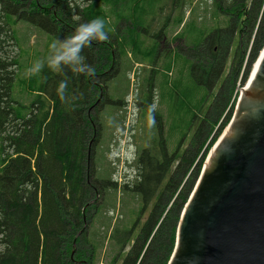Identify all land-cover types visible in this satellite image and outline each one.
Segmentation results:
<instances>
[{"label": "trees", "instance_id": "16d2710c", "mask_svg": "<svg viewBox=\"0 0 264 264\" xmlns=\"http://www.w3.org/2000/svg\"><path fill=\"white\" fill-rule=\"evenodd\" d=\"M83 2L86 6L78 8L74 0H0V128L13 119H22L19 128L12 127L13 134L0 137V264H97L98 251L105 248L108 240L112 254L107 264H114L122 248L118 223L108 237L111 217L103 210L105 203L89 202L100 195L107 198V212L116 207L110 196L116 188L107 181L114 166L111 161L105 166L98 163L102 153L98 149L107 140L101 113L107 104H114L118 111L121 103L110 99L107 92L108 82L115 75L109 66L115 50L113 28L120 31L118 26L112 28L107 23V17L116 12L119 23L122 7L131 1ZM263 2L212 0L215 10L223 8L234 23H242L245 42L257 26L251 60L264 43ZM131 3L137 5L135 0ZM180 16L174 25L182 24ZM18 22L34 24L66 45L65 53L57 60V70L38 65L36 74H24L16 80L14 74L22 64L19 52L7 61L2 46L9 39L17 44ZM192 30L195 32L196 27L192 26ZM193 43L197 46L200 41ZM11 65L16 66L15 71L8 70ZM27 112L30 116L25 119ZM198 136L199 133L192 138V146ZM206 140L205 137L191 156V162L202 152ZM213 142L214 139L208 143L204 154ZM92 209L95 211L90 215ZM98 216L104 218V230L86 228ZM176 221L177 217L168 224L163 222L159 230L164 226L167 229L161 236L157 233L154 247L150 243L143 264L152 257L158 258L160 264L167 263ZM133 256V252L128 253L122 264H134Z\"/></svg>", "mask_w": 264, "mask_h": 264}, {"label": "rangeland", "instance_id": "374dc122", "mask_svg": "<svg viewBox=\"0 0 264 264\" xmlns=\"http://www.w3.org/2000/svg\"><path fill=\"white\" fill-rule=\"evenodd\" d=\"M135 1H137L135 6H132L130 2L126 7H122V20L119 23L116 12L107 17V23L112 28L118 26L120 30L117 31L113 28L112 38L115 41L113 44L115 50L112 51L109 66L115 75L108 82L107 92L110 99L118 100L121 103L117 105L119 106L118 111L115 110L114 104H107L101 113L104 140H107L98 149L102 151L98 163L101 162L105 166L107 161H111L114 166L111 174L112 179L117 180L119 186L116 191L110 194L111 200L114 197L116 201L115 209L107 212V198L104 199L100 195H96L89 204L94 201L97 204L105 203L103 210H106L105 213L111 217L108 233L116 223L121 226L124 222L123 219L126 220L121 211L124 210L128 190L120 187L126 181V177L124 179L123 176L124 158L131 153V151L127 152L126 138L134 137L150 142L156 141L160 133L166 138L171 135L172 141L168 143V146L172 149L190 125H196L204 119L202 133L199 137H202L203 140L206 137L208 141L206 140L205 146L212 139L214 142L208 147L205 154L202 151L195 157L182 175L179 169L176 173V178L181 175L180 183L187 180L183 185L184 189H187L190 183L192 184L191 188H193L211 147L229 123L237 104L238 95L242 92L252 66L264 47L263 43V47L258 50L257 56L251 60L256 25L248 41L245 42V38L242 40L236 53V60L233 63L231 53L235 47L236 38L232 39L234 42H232L230 49L229 44L232 38L230 34L219 33L220 38L216 42L217 48L214 52L211 48L208 49L207 43L193 47L194 41L202 42L203 38L208 37L207 35L211 30L224 26L227 20L228 16L224 14V9L215 10L212 6V0ZM74 5L81 8L86 6V3L83 0H74ZM261 11L262 8L259 15H261ZM178 16L182 19L180 26L174 25ZM78 18L77 16L76 20ZM231 23L234 24L232 20ZM192 26L196 27L195 32H193ZM227 32H230V28ZM233 35L235 36L236 33ZM16 38L17 46L10 39L2 46L3 55L7 61L17 57L19 52L22 64L17 69V73L14 74L16 80L24 74V76L28 73L36 74L38 65L45 64L54 70L58 69L57 60L66 51L64 43L29 22H18ZM206 42H208L207 39ZM185 43L191 44L193 48H185ZM192 59L194 63L201 65L204 63L205 67L211 65L214 69L213 74L207 79L204 66H197L193 69V75ZM224 61L225 65L221 68V62L224 63ZM8 70L15 71L16 66L11 65ZM15 77H13L14 86L12 89L16 88ZM211 84H213L212 87ZM125 100L130 102V104L128 103L130 108L132 106L128 112L124 109L125 103H122ZM26 104L29 105L28 100ZM209 104L211 108L209 113H206ZM149 106L150 108H148ZM120 113L123 114V118L120 117ZM133 113H136V118L132 117ZM29 116V113L26 114L25 119H28ZM21 122L22 119H13L10 124L5 123L6 125L0 128V137L13 134L15 130L12 127L17 126L19 128ZM117 123H122V125ZM131 141L133 142V139ZM90 145L91 142L89 141L85 160L87 166H89ZM194 150L195 148L192 149V151ZM93 211L95 210H90L89 214L91 215ZM103 221L104 218L101 220L98 216L96 221L93 219L90 225L89 223L86 224V228L100 232L104 230ZM127 222L129 227L131 221ZM138 224L139 221L135 225L134 233L125 239L128 241L127 245L137 231ZM162 225L163 219L159 220L158 228L152 236L151 242H149L153 247L159 235L161 236L164 229H167L164 226L159 230ZM125 236L127 237V235ZM108 241H106L105 248H100L98 251L97 264H107L109 261L112 251L108 248ZM74 245L75 243H73ZM122 249L118 250L114 264H121L123 257L130 250ZM72 254L73 252L71 256ZM143 258V252L142 254L138 253L134 264H143ZM156 259L152 257L148 261L151 264H160L161 261Z\"/></svg>", "mask_w": 264, "mask_h": 264}, {"label": "water", "instance_id": "95a60500", "mask_svg": "<svg viewBox=\"0 0 264 264\" xmlns=\"http://www.w3.org/2000/svg\"><path fill=\"white\" fill-rule=\"evenodd\" d=\"M202 167L169 264H264V47Z\"/></svg>", "mask_w": 264, "mask_h": 264}, {"label": "flooded vegetation", "instance_id": "af4514ba", "mask_svg": "<svg viewBox=\"0 0 264 264\" xmlns=\"http://www.w3.org/2000/svg\"><path fill=\"white\" fill-rule=\"evenodd\" d=\"M224 14L228 16L224 26L215 30H211L209 35H207L208 37L203 38V41L199 44L207 43L208 49L211 48L214 52L217 48L216 42L218 41V38H220L218 36L219 33H224V31H227L228 28H230V32L228 33L230 36H232L231 42L229 44L230 49L232 47V42H234L232 39L234 40L236 38L235 47L231 53V60L233 63L236 60L237 50L240 48V44L243 40L241 32L243 25L242 23L236 22H233L234 24H232L230 13L227 14L225 11ZM234 33H236L235 36L233 35ZM206 39L208 42H206ZM184 46L185 48L189 47L192 49L195 45L192 47L191 44L187 45L185 43ZM192 63V72L195 67L204 66V63H202L203 65L194 63L193 59ZM224 65L225 61L224 63L221 62V68H223ZM203 68H205L208 79L213 74L214 69L211 65H206V67L204 66ZM212 86L213 84H211V87ZM123 103H125L124 109L126 112H128L129 109H132V106L131 108L129 106L130 102L128 100L123 101ZM210 104L206 109V113H209L210 111ZM148 108H150V106ZM26 114H28V112ZM132 117L136 118V113H133ZM200 121L196 123V125H190V127L187 128V131L182 134L181 138L172 149H170L168 146V143L172 141L171 135L166 138L160 133L159 136H157L156 141L150 142H146L142 139H135L134 137L128 139L126 138L127 152L129 153V151H131V153L128 154L126 158H124L123 176L124 179L126 177V181H124L123 185L120 187L128 190V197L126 204L123 207L125 211L122 213L126 220L123 219L125 222H123L120 226L118 238L122 243L123 249H121H130L128 250L127 254L133 252L135 261L137 254H142V252L144 254L148 246H150L149 242H151L152 236L158 228V222L161 219H163L164 224H168V222L174 220V218L177 217L174 232V242L166 264L170 263L176 253L179 223L182 219L185 208L192 200L202 178L203 170H201L199 173L198 179L195 181L193 188H191L192 184L190 183L188 188L184 189L183 185L187 180L184 182L182 181L181 183L179 182L180 176L191 164V156L196 152L198 146L203 141L202 137L198 136L199 139L196 145H191L192 138L194 136L196 138L198 133L199 135L202 133V129L200 132H198V128L199 126H203L202 123L204 119ZM131 139H133V142ZM129 141L131 142L129 143ZM206 146L204 145L201 151H204ZM193 148H195L194 151H192ZM178 169L181 170V175L176 178ZM112 173L113 172L109 174L110 177L107 181L110 186L117 188L119 185L116 182L117 180L112 179ZM188 190L190 191L188 192ZM127 221H131V227L127 226ZM137 221H139L137 231L132 236L129 244L127 245L128 241H125V239L134 233V230H136L135 225L137 224ZM147 224H149V227H146ZM112 231L113 228L110 229L108 237ZM125 235H127V237ZM126 255L123 257L121 262L124 261Z\"/></svg>", "mask_w": 264, "mask_h": 264}, {"label": "bare ground", "instance_id": "6f19581e", "mask_svg": "<svg viewBox=\"0 0 264 264\" xmlns=\"http://www.w3.org/2000/svg\"><path fill=\"white\" fill-rule=\"evenodd\" d=\"M257 63H258V61L256 60V61L254 62V64H253V66H252L251 72H250L249 77H248L249 81H250V78H251V74L253 73V71H254V69H255ZM249 81L247 80V82H246V84H245V86H244V88H243L242 90H244V89L247 87V85L249 84ZM247 83H248V84H247ZM5 155H6V154H5Z\"/></svg>", "mask_w": 264, "mask_h": 264}, {"label": "built area", "instance_id": "2783aa9c", "mask_svg": "<svg viewBox=\"0 0 264 264\" xmlns=\"http://www.w3.org/2000/svg\"><path fill=\"white\" fill-rule=\"evenodd\" d=\"M243 88H244V86H243ZM243 88H242V89H243Z\"/></svg>", "mask_w": 264, "mask_h": 264}]
</instances>
